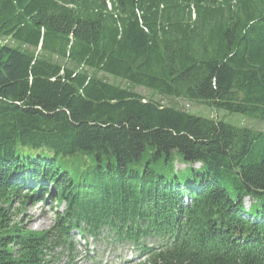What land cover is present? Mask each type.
Segmentation results:
<instances>
[{"label": "trees", "instance_id": "trees-1", "mask_svg": "<svg viewBox=\"0 0 264 264\" xmlns=\"http://www.w3.org/2000/svg\"><path fill=\"white\" fill-rule=\"evenodd\" d=\"M1 40L0 264H54L74 236L264 264V132L154 98L264 123V0H0ZM49 199V230L16 222Z\"/></svg>", "mask_w": 264, "mask_h": 264}, {"label": "rangeland", "instance_id": "rangeland-1", "mask_svg": "<svg viewBox=\"0 0 264 264\" xmlns=\"http://www.w3.org/2000/svg\"><path fill=\"white\" fill-rule=\"evenodd\" d=\"M2 45L16 47L17 44L11 40H1ZM98 77L103 81L121 85L123 88L138 93L145 97H150L151 93L143 88L134 87L121 80L99 74ZM155 100L166 107H171L178 111L188 112L190 114L204 117L225 120L227 123L238 126L248 127L257 131L264 132V123L259 121L244 118L241 115H228L224 112L215 111L203 105L190 103L184 99L166 98L160 95L154 96ZM186 166L183 164L177 165V169L183 170ZM195 169L200 168L199 165L194 166ZM18 206V205H17ZM246 206L249 207V201H246ZM58 205L52 200L46 202L43 206L40 204L28 205L25 214L15 218L16 222L23 221L25 228L34 232H42L49 230L55 224V213ZM72 245L74 250L69 248H58L54 253V264H144V259L138 256V251L131 246L115 247L109 241L101 237L98 240L91 238L81 239L79 236H74Z\"/></svg>", "mask_w": 264, "mask_h": 264}, {"label": "bare ground", "instance_id": "bare-ground-1", "mask_svg": "<svg viewBox=\"0 0 264 264\" xmlns=\"http://www.w3.org/2000/svg\"><path fill=\"white\" fill-rule=\"evenodd\" d=\"M236 247V246H235Z\"/></svg>", "mask_w": 264, "mask_h": 264}]
</instances>
